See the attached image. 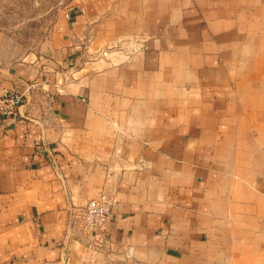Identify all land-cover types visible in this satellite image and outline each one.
<instances>
[{
  "label": "crops",
  "instance_id": "crops-1",
  "mask_svg": "<svg viewBox=\"0 0 264 264\" xmlns=\"http://www.w3.org/2000/svg\"><path fill=\"white\" fill-rule=\"evenodd\" d=\"M66 13L46 56L0 67V100L23 94L0 114V264H264V0ZM101 194L92 244L74 211Z\"/></svg>",
  "mask_w": 264,
  "mask_h": 264
},
{
  "label": "rangeland",
  "instance_id": "rangeland-1",
  "mask_svg": "<svg viewBox=\"0 0 264 264\" xmlns=\"http://www.w3.org/2000/svg\"><path fill=\"white\" fill-rule=\"evenodd\" d=\"M76 0H0V67L46 56Z\"/></svg>",
  "mask_w": 264,
  "mask_h": 264
},
{
  "label": "built area",
  "instance_id": "built-area-1",
  "mask_svg": "<svg viewBox=\"0 0 264 264\" xmlns=\"http://www.w3.org/2000/svg\"><path fill=\"white\" fill-rule=\"evenodd\" d=\"M66 16H68L67 13ZM22 98L23 94L20 93L3 96L0 100V114L6 117L14 116L16 107L22 103ZM114 204V197L101 194L99 197L88 200L74 211L80 231L89 235L92 244L102 241V233L111 219Z\"/></svg>",
  "mask_w": 264,
  "mask_h": 264
}]
</instances>
